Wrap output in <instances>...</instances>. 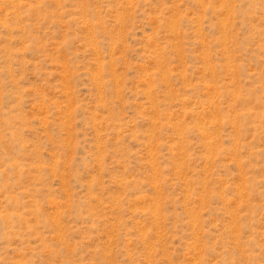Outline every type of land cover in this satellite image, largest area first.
<instances>
[{"label":"rangeland","instance_id":"rangeland-1","mask_svg":"<svg viewBox=\"0 0 264 264\" xmlns=\"http://www.w3.org/2000/svg\"><path fill=\"white\" fill-rule=\"evenodd\" d=\"M0 264H264V0H0Z\"/></svg>","mask_w":264,"mask_h":264}]
</instances>
